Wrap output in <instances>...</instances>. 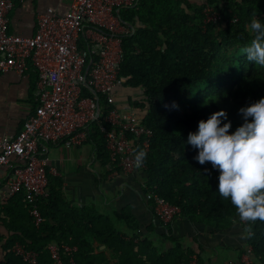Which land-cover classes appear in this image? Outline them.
<instances>
[{
    "label": "trees",
    "instance_id": "16d2710c",
    "mask_svg": "<svg viewBox=\"0 0 264 264\" xmlns=\"http://www.w3.org/2000/svg\"><path fill=\"white\" fill-rule=\"evenodd\" d=\"M208 5L221 21L204 22ZM120 16L132 30L122 37L119 89L131 92L127 108L140 115L153 135L144 162L152 200L160 196L179 206L181 216L192 222L229 229L241 221L236 209L219 195L218 171L193 159L197 150L187 139L190 132L198 131L199 121L217 111L227 113L224 122H231L230 133L234 132L243 123L239 109L264 98V67L248 61L240 51L253 38L251 19L264 24V0H139ZM83 93L91 96L85 88ZM100 105L104 112L102 96ZM89 134L101 139V158L110 159L98 122L90 124ZM54 181L49 176L50 196L38 203L41 226L34 224L23 194L4 207L5 215L17 216L11 227L15 235L3 245L7 253L3 264H27L16 253V243L38 253L39 264H55L49 249L53 243L61 249L63 264H186L191 260L193 254L178 242L161 253L140 235L123 233L114 219L127 222L133 231L128 213L113 219L66 203ZM243 226L252 256L264 264V222ZM65 247L76 251L66 252Z\"/></svg>",
    "mask_w": 264,
    "mask_h": 264
},
{
    "label": "built area",
    "instance_id": "2783aa9c",
    "mask_svg": "<svg viewBox=\"0 0 264 264\" xmlns=\"http://www.w3.org/2000/svg\"><path fill=\"white\" fill-rule=\"evenodd\" d=\"M27 1L0 0V76L9 72L25 76L31 66L38 75L34 113L15 138L0 139V168L6 169L0 197L7 202L23 194L39 227L43 217L38 203L50 196L49 176L57 174L41 153V144L79 147L88 140L90 124L98 122L112 167L130 173L146 168L143 164L137 169L134 157L138 150H150L153 135L135 111L116 104V92L122 85V37L132 30L122 22L120 13L139 0H72L66 14L47 9L38 17L35 35L21 37L10 32V15L16 2ZM204 15L206 24L222 20L209 5ZM84 88L91 96L84 95ZM100 96L106 101L104 112ZM153 201L154 213L166 227L182 214L179 206L160 196ZM60 250L58 245H50L55 264H63ZM15 251L25 263L39 264L38 253L20 246ZM65 251L72 253L76 248L65 247ZM246 252L244 263L251 264L252 249ZM186 264H199L198 255Z\"/></svg>",
    "mask_w": 264,
    "mask_h": 264
},
{
    "label": "crops",
    "instance_id": "0c3cea01",
    "mask_svg": "<svg viewBox=\"0 0 264 264\" xmlns=\"http://www.w3.org/2000/svg\"><path fill=\"white\" fill-rule=\"evenodd\" d=\"M71 3L72 0H29L24 4L16 2L10 15V32L21 37H32L36 33L40 14L53 8L58 14L64 15L70 10ZM37 79L38 75L32 66L25 76L14 72L0 76V139L15 138L23 129L25 121L34 113L38 105ZM129 95L125 90H117L116 102L119 108L132 110L126 106ZM100 142L101 139L89 134L88 140L75 148H68L61 143L41 144V153L57 172L56 175H50L55 179L53 185L58 184L57 188L66 203L94 209L113 219L118 214H130L129 222L135 230H130L127 222L114 219L116 227L129 237L137 234L141 239L149 240L161 253L168 252L178 242L184 250L198 255L201 264H245L243 258L249 243L244 226L237 222L229 229H215L180 215L169 230L154 213V201L148 188L149 176L145 170L124 173L119 168L114 169L110 159L105 158L104 161L101 158ZM5 178L6 169L0 168L1 184ZM17 197L7 202L0 197V264L6 261L7 253L3 245L15 235L11 227L17 216L5 215L3 210ZM17 246L22 247L19 243H16ZM251 257V264H260Z\"/></svg>",
    "mask_w": 264,
    "mask_h": 264
},
{
    "label": "clouds",
    "instance_id": "9594fccd",
    "mask_svg": "<svg viewBox=\"0 0 264 264\" xmlns=\"http://www.w3.org/2000/svg\"><path fill=\"white\" fill-rule=\"evenodd\" d=\"M249 30L253 38L240 51L248 61L264 67V24L254 17ZM238 114L243 123L231 133V122H224L225 111L199 121L198 131L189 133L187 144L197 150L194 160L200 165L210 163L218 171L219 195L231 201L239 219L264 222V98L240 108ZM146 156L143 149L136 152L137 169L143 167Z\"/></svg>",
    "mask_w": 264,
    "mask_h": 264
},
{
    "label": "water",
    "instance_id": "95a60500",
    "mask_svg": "<svg viewBox=\"0 0 264 264\" xmlns=\"http://www.w3.org/2000/svg\"><path fill=\"white\" fill-rule=\"evenodd\" d=\"M134 29V28H133ZM88 87V89L93 93V94H95V95H97L96 94V91L93 89V88H91L90 86H87ZM102 248H104V247H102Z\"/></svg>",
    "mask_w": 264,
    "mask_h": 264
},
{
    "label": "rangeland",
    "instance_id": "374dc122",
    "mask_svg": "<svg viewBox=\"0 0 264 264\" xmlns=\"http://www.w3.org/2000/svg\"><path fill=\"white\" fill-rule=\"evenodd\" d=\"M127 92V94H131V92L130 91H126ZM125 98H127L126 96H125Z\"/></svg>",
    "mask_w": 264,
    "mask_h": 264
}]
</instances>
